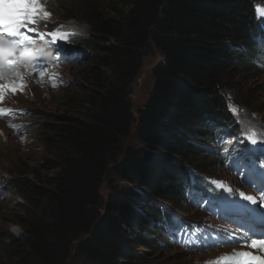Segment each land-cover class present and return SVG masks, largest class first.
I'll use <instances>...</instances> for the list:
<instances>
[{"label":"trees","instance_id":"obj_1","mask_svg":"<svg viewBox=\"0 0 264 264\" xmlns=\"http://www.w3.org/2000/svg\"><path fill=\"white\" fill-rule=\"evenodd\" d=\"M256 1H52L53 11L87 26L73 46L88 67L80 87L64 89L68 113L33 126L47 130L39 139L51 157L32 179L22 168L21 178L0 181L21 200V214L0 228V264H70L74 254L96 264H159L149 253L170 220L158 200L183 196L189 167H203L194 155H213L198 143L209 121L231 119L226 90L234 70L256 71ZM155 51L162 58L136 117L131 91ZM134 128L136 147L126 143Z\"/></svg>","mask_w":264,"mask_h":264},{"label":"rangeland","instance_id":"obj_2","mask_svg":"<svg viewBox=\"0 0 264 264\" xmlns=\"http://www.w3.org/2000/svg\"><path fill=\"white\" fill-rule=\"evenodd\" d=\"M58 1L61 2L62 0ZM54 7L55 3H51L50 6H48L46 12L50 13V16L44 17L45 19L49 18L48 20L51 22L55 21V24L79 25L77 21L68 17L63 18L57 13V11L52 12L51 10ZM57 9L58 8H56V10ZM80 26L85 33L88 32L87 26L83 24ZM47 55L49 56V54ZM161 58V53L157 51L148 56L147 62L137 82L132 88V103L136 117L138 115L137 111L139 107L144 105L149 98L153 86V76L151 71L154 64ZM87 67L88 64L84 62L68 63L66 60L59 61L56 56L53 57L52 55L50 58L44 59V64L39 72L30 70L24 74V79L28 82V86L23 87V92H20L21 94H14V96L9 99L5 97L4 99H7V106H15L28 110V120H30L35 126H38L41 123L59 120L61 115L68 113L67 109L61 102V97L65 94L64 89L68 87H80L84 82ZM232 75L234 77L233 87L226 90L227 95L233 97L235 100H240V96L245 95L251 104L250 106L247 105L245 108L243 105L241 106L245 111L243 114L244 117L246 118L250 115L254 124L255 122L264 123V71L258 73L257 71L251 70L243 73L234 70ZM238 105L240 106V104ZM43 132H47V130L35 128L32 133L27 132V135L17 138L7 130L5 124L1 122L0 119V181L16 177L21 178L22 176H20L19 172L22 168L27 172V177L32 179L31 171L52 155L51 151L39 139L45 134ZM126 143L134 147L140 146V142L136 137L135 128L132 131V134L127 138ZM194 158L198 160L199 164L203 165L202 170L204 172H214L216 176L217 174L219 175L218 171H220L221 168L216 162L214 163L210 157H203V154H199L197 156L194 155ZM235 166L245 167L244 160H240V163ZM240 174H243V185L252 188L253 184H250L252 183L250 180L255 178V176L251 171L243 172V170H241L237 173V176ZM234 177H228L229 181L235 183ZM111 178H114L122 186H131V184L119 180V178L113 173ZM103 189L104 195L107 197L110 194L107 181L105 182ZM145 197L149 200L152 199L147 195ZM174 199L169 197L167 200H158V203L161 206L164 205L171 208L177 206L179 209H182L181 211L183 212L180 214L185 216L183 218V221L186 224L185 226L191 230L190 233H193V227L188 220H192L191 222H195L198 219L201 220V218H205V214L201 211L192 209L189 205L180 201L178 197L177 200ZM20 202L21 200L17 195L10 193L7 190L0 195V228L9 229L12 226L15 218L21 214V211L18 209V203ZM141 203L142 201L137 203V205H140ZM155 237L160 240L158 251L156 253L150 252L149 254L150 258L152 260H157L159 264H209V262L215 261L216 258L222 256L225 251V248L220 246L218 240H209L207 237H202V241L198 244L199 249L193 250H187L185 249V246L178 244L173 246L165 244L160 231H158V233L156 232ZM234 247L235 246H232V248ZM143 249L144 248L141 246L138 247V251ZM70 264L96 263L87 261L82 255L74 254L70 260Z\"/></svg>","mask_w":264,"mask_h":264},{"label":"snow or ice","instance_id":"obj_3","mask_svg":"<svg viewBox=\"0 0 264 264\" xmlns=\"http://www.w3.org/2000/svg\"><path fill=\"white\" fill-rule=\"evenodd\" d=\"M264 13V9H260ZM41 16H50V13L44 11L43 5L39 3V0H0V36L6 34L8 38L14 39L18 46L24 47L28 44L34 43V40L27 35L25 32L21 31L22 28L26 27L27 23H37ZM64 26L61 25L59 28L49 35L54 38H64L67 35H74L75 33H62L61 29ZM28 31H35V29H29ZM16 61L8 59L0 62V78H2L3 71L5 69H13ZM19 76V73H16ZM6 87L5 85H0V89ZM13 91L16 90L15 86L8 85ZM16 110L13 109H3L0 108V115H6L7 113H12ZM229 111L233 115L237 116L238 122L240 115V109L234 105H229ZM10 127H17L16 125H10ZM247 139L252 143H256V137L259 133L255 128L249 126L245 132ZM262 191V198H264V189ZM247 201L251 203H256V198L253 196H244L243 193L240 194ZM15 231V229H14ZM251 234H243L242 240L244 244L253 249H259L264 252V231L255 232L251 231ZM262 237L261 239H256L255 237ZM230 239V237H229ZM209 264H264V255L253 254L249 251H236L232 253L223 254L218 257L215 261L209 262Z\"/></svg>","mask_w":264,"mask_h":264},{"label":"clouds","instance_id":"obj_4","mask_svg":"<svg viewBox=\"0 0 264 264\" xmlns=\"http://www.w3.org/2000/svg\"><path fill=\"white\" fill-rule=\"evenodd\" d=\"M14 229H15V231H14ZM11 231H13L14 233H16L17 235H19L20 234V229H18V228H12L11 229Z\"/></svg>","mask_w":264,"mask_h":264}]
</instances>
